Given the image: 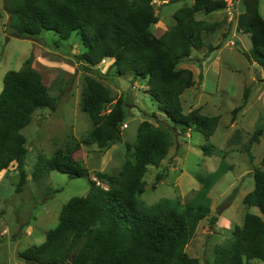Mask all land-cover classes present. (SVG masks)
Returning <instances> with one entry per match:
<instances>
[{
  "label": "trees",
  "instance_id": "trees-1",
  "mask_svg": "<svg viewBox=\"0 0 264 264\" xmlns=\"http://www.w3.org/2000/svg\"><path fill=\"white\" fill-rule=\"evenodd\" d=\"M174 1L178 0H3L8 36L35 40L43 32H53L61 40H68L76 33L85 50L79 59L87 70L111 61L118 77L129 75L134 81H146L145 93L163 115L162 121L139 123L134 141L124 143V161L116 174L96 172V180L89 179L88 169L73 158L77 144L56 151L49 159L38 157L31 178L34 182L46 180L51 172L72 179L85 177L89 192L71 198L62 207L57 226L46 233L42 244L19 254L25 263L200 264L187 255L185 248L198 224L209 215L208 193L231 169L229 165L222 161L204 178L201 189L188 203L179 205L163 199L145 212L138 206L148 167L160 166L173 140L191 131L207 140L220 121V116L203 115L199 108L183 114L180 97L194 86V79L190 70L178 66L189 59L192 51L204 47V35L216 30L215 24L197 20L195 15L224 10L225 1L193 0L191 6L179 8L173 14L174 24L156 37L151 30L159 21L154 2ZM259 3L240 0L236 30L250 38L251 49L244 53L245 58L264 70V16ZM247 95L245 89L241 105L231 112V123L247 104ZM113 101L106 86L91 76L84 77L79 107L91 120L92 128L81 144L105 152L121 142L123 116L121 107L112 106ZM56 106V98L42 83L31 58L19 70L4 74L0 92V173L15 164L17 194L28 183V150L21 131L31 123L35 111H55ZM262 132L257 129L253 133L242 145L244 151L249 153L251 146L259 143ZM240 141L241 134L236 131L230 142ZM252 177L254 188L245 195L243 204L258 209L264 217V170L254 168ZM159 180L160 175L156 177ZM234 196L235 192L227 198L228 205ZM262 217L246 213L242 225L235 226L229 238L214 246L213 264L264 262ZM210 224L213 226V221Z\"/></svg>",
  "mask_w": 264,
  "mask_h": 264
},
{
  "label": "rangeland",
  "instance_id": "rangeland-1",
  "mask_svg": "<svg viewBox=\"0 0 264 264\" xmlns=\"http://www.w3.org/2000/svg\"><path fill=\"white\" fill-rule=\"evenodd\" d=\"M224 1V10L195 15L197 20L215 24L216 30L204 35V47L192 51L189 59L178 66L190 70L194 79V86L180 97L183 114L199 108L203 115L220 116L218 128L207 140L195 131L176 137L160 166L148 167L145 191L138 198L142 212L163 199L183 205L195 197L204 178L222 161L231 167L210 189V213L198 224L185 248L187 255L198 259L200 264H213L214 246L229 238L235 226L242 225L246 213L262 217L258 209L247 208L243 198L254 188L253 169L264 170V70L256 68L244 56L249 53L251 42L249 35L236 30L240 0ZM259 2L260 14L264 16V0ZM192 4L193 0L154 2L159 21L151 28L153 35L161 36L174 24L173 14ZM0 13V92L4 74L19 70L31 58L42 83L57 103L55 111H35L31 123L21 131L28 150L25 163L28 183L23 192H15L17 172H9L0 181V264H27L19 254L42 244L46 233L57 226L62 207L71 198L84 197L89 192L85 177L72 179L51 172L46 180L34 182L31 178L38 157L49 159L56 151L77 144L73 158L88 169L89 179L96 180V172L116 174L124 161V143L134 141L139 123L162 121L163 115L145 93L146 81H134L129 75L118 77L111 61L87 70L79 59L85 50L76 33L68 40H61L53 32H43L35 40L8 36L3 0H0ZM87 75L111 91L112 106L121 107V142L105 152L94 145L81 144L92 128L91 120L79 107ZM245 89L247 104L231 123V112L241 105ZM112 106L106 112L108 115ZM257 129L263 131L259 143L253 144L247 153L242 145ZM236 131L241 134L237 144L230 142ZM158 175L160 180L156 181ZM233 192L234 199L228 205L227 198ZM246 264L264 262L253 260Z\"/></svg>",
  "mask_w": 264,
  "mask_h": 264
},
{
  "label": "crops",
  "instance_id": "crops-1",
  "mask_svg": "<svg viewBox=\"0 0 264 264\" xmlns=\"http://www.w3.org/2000/svg\"><path fill=\"white\" fill-rule=\"evenodd\" d=\"M33 67H34V63H33ZM15 164L13 166H10L9 169L7 171H3L0 173V181L9 173V172H16L15 170Z\"/></svg>",
  "mask_w": 264,
  "mask_h": 264
},
{
  "label": "water",
  "instance_id": "water-1",
  "mask_svg": "<svg viewBox=\"0 0 264 264\" xmlns=\"http://www.w3.org/2000/svg\"><path fill=\"white\" fill-rule=\"evenodd\" d=\"M254 66H255L256 68H258V65H257L256 63L254 64Z\"/></svg>",
  "mask_w": 264,
  "mask_h": 264
},
{
  "label": "built area",
  "instance_id": "built-area-1",
  "mask_svg": "<svg viewBox=\"0 0 264 264\" xmlns=\"http://www.w3.org/2000/svg\"><path fill=\"white\" fill-rule=\"evenodd\" d=\"M124 127H126V126H124Z\"/></svg>",
  "mask_w": 264,
  "mask_h": 264
}]
</instances>
